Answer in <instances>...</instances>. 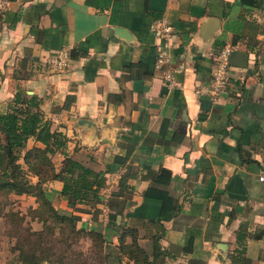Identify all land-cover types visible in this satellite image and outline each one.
I'll return each mask as SVG.
<instances>
[{
    "label": "crops",
    "instance_id": "obj_1",
    "mask_svg": "<svg viewBox=\"0 0 264 264\" xmlns=\"http://www.w3.org/2000/svg\"><path fill=\"white\" fill-rule=\"evenodd\" d=\"M159 17L172 31L168 60L157 66L148 25ZM225 43L235 44L227 85L210 100L195 88L208 85ZM16 90L35 95L49 130L65 138L50 155L55 169L68 155L100 173L95 203L68 206L58 179L43 191L77 215L76 227H100L109 264H118L112 250L125 227L136 228L149 264H264V0H9L0 15V112ZM127 165L131 188L116 197L121 213L107 229L101 206L119 178L105 189ZM169 213L159 226L150 221Z\"/></svg>",
    "mask_w": 264,
    "mask_h": 264
},
{
    "label": "trees",
    "instance_id": "obj_2",
    "mask_svg": "<svg viewBox=\"0 0 264 264\" xmlns=\"http://www.w3.org/2000/svg\"><path fill=\"white\" fill-rule=\"evenodd\" d=\"M20 92L16 90L7 109L0 112V196L6 197L10 193L33 196L36 205L29 206L26 215L39 221L41 226L32 229L23 222L24 215L12 210L4 212L9 235L14 239L10 246L12 256L6 264H65L68 259L66 251L82 235L89 238L100 264H106L104 262L111 253L103 250L100 227H76L77 215L54 208L43 191L46 180L58 179L61 181L59 194L68 206L73 207L79 202L95 203L102 177L68 155L63 157L57 169L54 168L50 155L64 147L65 138L60 132L49 130L48 122L42 118L38 107L39 99L35 95L25 96ZM28 138L39 142L41 146L26 148ZM19 158L21 162H18ZM28 175L36 176L35 181H31ZM129 175L127 165L110 193L106 228L116 223L120 216L121 208L117 207L116 197L121 191L131 188L126 182ZM170 213L150 221L159 226V220ZM55 229L56 235L53 234ZM125 236H128V241ZM112 254L118 264L123 257L131 260L132 264H149L148 253L137 243L135 227H125L119 231ZM76 256H79L78 253ZM71 263L81 264L79 260H72Z\"/></svg>",
    "mask_w": 264,
    "mask_h": 264
},
{
    "label": "built area",
    "instance_id": "obj_3",
    "mask_svg": "<svg viewBox=\"0 0 264 264\" xmlns=\"http://www.w3.org/2000/svg\"><path fill=\"white\" fill-rule=\"evenodd\" d=\"M8 3L9 0H0V15L7 9ZM148 29L158 42V49L155 53V65L158 66L164 64L168 60L166 48L168 46V39L171 35L172 26L167 18L159 17L150 21ZM234 48L235 44L233 43H225L219 47L216 55L213 58L208 85L203 88L196 87V92L206 93L210 100L215 99L217 96L225 92L229 76L228 55ZM67 60L68 53L65 47L62 46L55 50L53 63L56 70H63L66 67ZM164 77L171 81L168 70H165ZM119 175V172H115V174L112 176L105 189V195H107L109 190L113 188V185H115ZM262 177V175H259V179ZM107 211V204L104 201L101 206L102 218H106Z\"/></svg>",
    "mask_w": 264,
    "mask_h": 264
},
{
    "label": "rangeland",
    "instance_id": "obj_4",
    "mask_svg": "<svg viewBox=\"0 0 264 264\" xmlns=\"http://www.w3.org/2000/svg\"><path fill=\"white\" fill-rule=\"evenodd\" d=\"M22 166L24 167V164ZM15 195L17 194L10 193L6 197L0 196V264H6L8 262V259L12 256L10 252V246L12 245L11 241L14 240L13 237L9 235V230L7 229V223L5 221L4 212H6V210L16 211L24 215L23 218L25 220V218H28V215H26V211L28 210V207L31 206L32 200L33 203L36 205L34 197L31 195V198L18 197ZM26 223L28 224V222ZM53 234H57L56 229L54 230ZM10 237H12V239ZM77 253L79 256H76ZM66 254L68 255V259L65 260V264H73L71 263L72 260H79L81 264H100L101 262L97 259L94 249L91 248L89 238L84 235L80 236L78 238V241L70 245V248L66 251ZM112 261L114 262L113 259ZM104 263L109 264L107 258L106 262Z\"/></svg>",
    "mask_w": 264,
    "mask_h": 264
},
{
    "label": "water",
    "instance_id": "obj_5",
    "mask_svg": "<svg viewBox=\"0 0 264 264\" xmlns=\"http://www.w3.org/2000/svg\"><path fill=\"white\" fill-rule=\"evenodd\" d=\"M211 19L210 18H206L201 22V26H200V33L202 35L203 38L207 39L210 34L213 31V26L209 25V27H206L207 24H209L208 22H210ZM119 32H123L122 28H118Z\"/></svg>",
    "mask_w": 264,
    "mask_h": 264
}]
</instances>
